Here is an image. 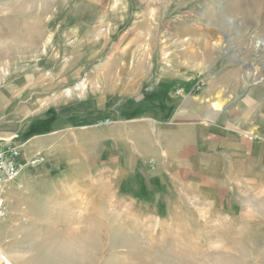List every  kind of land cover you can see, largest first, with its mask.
Segmentation results:
<instances>
[{
  "label": "rangeland",
  "instance_id": "obj_1",
  "mask_svg": "<svg viewBox=\"0 0 264 264\" xmlns=\"http://www.w3.org/2000/svg\"><path fill=\"white\" fill-rule=\"evenodd\" d=\"M258 41L264 0H0V145L44 158L1 195L0 264H264ZM178 78L229 139L187 168L153 155Z\"/></svg>",
  "mask_w": 264,
  "mask_h": 264
},
{
  "label": "crops",
  "instance_id": "obj_2",
  "mask_svg": "<svg viewBox=\"0 0 264 264\" xmlns=\"http://www.w3.org/2000/svg\"><path fill=\"white\" fill-rule=\"evenodd\" d=\"M161 69L168 70L172 68L170 66H165V68ZM175 69L181 70L182 68L178 67ZM178 79L179 84L177 85L178 88L176 87L177 89L174 88L172 84H169V87H164V89L169 90L167 93L170 94V99L169 101H166V103L173 106V110L166 117L167 121L165 123H163V120L160 121V119L163 118L161 112L159 110H155V118L158 119L159 117V120L155 122L154 126L156 135L155 145L157 146L158 151H153V155L155 154L156 158L164 159V156L167 154V149H164L163 147L167 142V136L172 135L171 140L175 143V155L172 156L173 165L187 168L190 165L188 164L187 158L189 152L192 154L193 158L196 160L199 159L201 162L204 160H214L215 151L217 152L222 148L221 144L227 145L229 139L224 136L222 140L216 136L217 133L220 135L221 132L213 130L211 125L205 123L208 112L207 107L197 105L191 100L189 95L185 96V88L188 87L189 84L184 83L182 80L183 78ZM180 88L184 89V93L175 94V92ZM134 115L133 118L138 119L136 114ZM133 129L134 128H132V130ZM132 130L126 129V131L129 133H133ZM122 141L123 143L126 141L129 142V138L127 139V137L124 138L123 136ZM131 141V143L135 144V147L132 149V154L135 153V155L139 157L140 149H137L136 147L138 140H134V138H132ZM205 152L210 154L205 155ZM11 185L6 186L4 190H6Z\"/></svg>",
  "mask_w": 264,
  "mask_h": 264
},
{
  "label": "built area",
  "instance_id": "obj_3",
  "mask_svg": "<svg viewBox=\"0 0 264 264\" xmlns=\"http://www.w3.org/2000/svg\"><path fill=\"white\" fill-rule=\"evenodd\" d=\"M203 84L196 83L191 92H199L202 90ZM184 93V89L180 88L175 94ZM44 163V158L41 155L24 158L20 147L11 142H6L0 145V220L4 218V210L2 207L1 195L4 188L8 185L16 183L22 168H36Z\"/></svg>",
  "mask_w": 264,
  "mask_h": 264
},
{
  "label": "bare ground",
  "instance_id": "obj_4",
  "mask_svg": "<svg viewBox=\"0 0 264 264\" xmlns=\"http://www.w3.org/2000/svg\"><path fill=\"white\" fill-rule=\"evenodd\" d=\"M257 44H258V46L264 47V43L261 42V41H258ZM6 264H11V263H9V262L6 261Z\"/></svg>",
  "mask_w": 264,
  "mask_h": 264
}]
</instances>
